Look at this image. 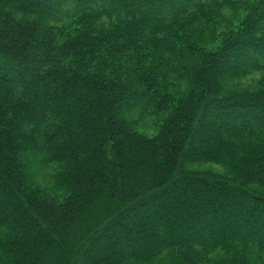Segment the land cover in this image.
<instances>
[{"label": "trees", "instance_id": "16d2710c", "mask_svg": "<svg viewBox=\"0 0 264 264\" xmlns=\"http://www.w3.org/2000/svg\"><path fill=\"white\" fill-rule=\"evenodd\" d=\"M0 264H264V0H0Z\"/></svg>", "mask_w": 264, "mask_h": 264}, {"label": "rangeland", "instance_id": "374dc122", "mask_svg": "<svg viewBox=\"0 0 264 264\" xmlns=\"http://www.w3.org/2000/svg\"><path fill=\"white\" fill-rule=\"evenodd\" d=\"M233 58L231 60V63L228 64L227 67H224V69L230 67L234 61L236 59H244V58H249V57H252V54L251 53H248L247 55L246 54H237V55H232ZM230 116H233L232 114ZM230 116L229 119H230V122L231 123H238V122H243L241 121V119H235V118H231ZM207 118L208 119H212V118H216L217 120H220V121H223L225 120V117L222 116L221 114H215V111L212 110L210 111L208 114H207ZM260 118V114H258L257 112H253L252 115L248 118V120L250 121H254V122H257L258 119ZM159 123H157L153 118H148L146 120H144L142 123H141V126H138V129L139 130H149L150 128L154 131L155 130V127L158 125ZM200 138H208L207 135L203 134V133H200L199 134ZM212 141V140H210ZM213 144V141L210 142V146ZM199 145V144H197ZM198 152H196L197 154ZM29 153H27L26 155H28ZM190 154H195V152H192ZM28 167H27V175H31V174H36L38 175L39 174V161L38 159H35L33 157H29L28 159ZM191 168V167H190ZM192 169H197V170H201V171H212V172H223V167L220 166V165H215V164H205V165H200V166H193ZM2 190V189H1ZM2 191H5L4 189ZM176 194L180 195V194H183V191L182 190H177L175 192ZM3 209H6V206L3 205L2 206ZM152 208V207H151ZM126 220V219H125ZM130 221H133V222H138L137 218H132L130 217L129 218ZM127 223V222H126ZM238 223V222H237ZM45 225V223H43ZM236 223H230L229 225L225 226L224 228H231L233 226H235ZM203 227V226H202ZM206 228H208V226H205L204 227V230H206ZM197 229L198 228H190L188 230V234L191 236L192 234H197ZM181 228L178 227V228H175L173 229L172 233L175 234L176 232L180 231ZM257 233L259 234H263L262 231H257ZM111 239H112V234L111 233H108L107 235H105L102 239H100L98 241V243L96 245H94L91 250V254H95L96 253V249H97V246L101 245V244H110L111 242ZM214 238H210V239H207V240H212ZM149 243V240L147 238H141V239H138L136 241V243H129V242H121L119 245H117V248H118V252H129V253H134V248H133V245L134 246H147ZM119 246V247H118ZM115 248V247H114ZM107 249L108 248H100L98 252H101V254H104L107 252ZM96 250V251H95ZM119 254V253H118Z\"/></svg>", "mask_w": 264, "mask_h": 264}]
</instances>
